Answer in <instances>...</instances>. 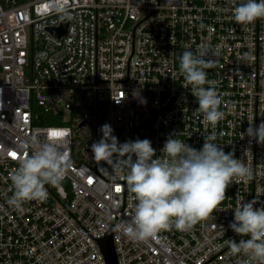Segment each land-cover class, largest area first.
Here are the masks:
<instances>
[{
    "label": "built area",
    "instance_id": "2783aa9c",
    "mask_svg": "<svg viewBox=\"0 0 264 264\" xmlns=\"http://www.w3.org/2000/svg\"><path fill=\"white\" fill-rule=\"evenodd\" d=\"M241 2L0 0V264H109L110 233L119 264H244L230 252L241 237L229 224L238 202L264 203V145L243 138L249 123L264 121V19L238 24ZM203 43L219 49L206 71L225 113L207 129L179 71L180 55ZM106 123L120 143L150 140L157 156L169 135L199 150L214 133L253 178L234 181L192 230L134 241L118 228L134 215V194L92 158ZM49 137L64 142L71 167L45 186V200L17 211L7 203L10 173L31 155L26 142Z\"/></svg>",
    "mask_w": 264,
    "mask_h": 264
},
{
    "label": "clouds",
    "instance_id": "9594fccd",
    "mask_svg": "<svg viewBox=\"0 0 264 264\" xmlns=\"http://www.w3.org/2000/svg\"><path fill=\"white\" fill-rule=\"evenodd\" d=\"M233 18L244 26L264 19V0H243L233 8ZM210 54L218 56L219 49L212 51L203 43L195 53L185 50L179 57V71L186 86L192 87L196 111L203 114L206 129L208 125L215 128L225 117L217 82L209 80L206 71L214 63L208 59ZM99 131L101 139L90 146L92 158L108 165L134 194V215L118 225L134 241H146L161 230H192L226 198V190L234 181L247 183L253 178L252 169L236 158L234 151L226 153L214 142V133L204 136L199 150L176 138L177 133L169 135L157 156L148 139L120 143L107 123ZM245 135L250 144L254 140L264 145V121L259 126L249 123L243 138ZM63 144L49 137L31 139L23 145L31 155L22 156L10 173L12 195L7 197L8 205L23 211L25 203L47 198L46 185L61 184L72 163ZM257 204L260 206L255 207ZM229 227L241 237L239 242H229L231 254H243L247 258L244 264H264V203L256 198L238 202Z\"/></svg>",
    "mask_w": 264,
    "mask_h": 264
},
{
    "label": "water",
    "instance_id": "95a60500",
    "mask_svg": "<svg viewBox=\"0 0 264 264\" xmlns=\"http://www.w3.org/2000/svg\"><path fill=\"white\" fill-rule=\"evenodd\" d=\"M64 31H59V34H62ZM103 248L106 253L109 264H119L117 259L116 250L112 240V235H110L103 241Z\"/></svg>",
    "mask_w": 264,
    "mask_h": 264
},
{
    "label": "snow or ice",
    "instance_id": "6c2138e0",
    "mask_svg": "<svg viewBox=\"0 0 264 264\" xmlns=\"http://www.w3.org/2000/svg\"><path fill=\"white\" fill-rule=\"evenodd\" d=\"M13 155H15V154H13Z\"/></svg>",
    "mask_w": 264,
    "mask_h": 264
}]
</instances>
